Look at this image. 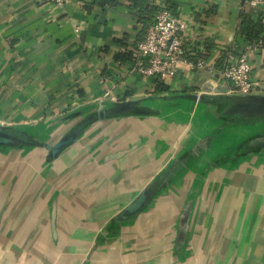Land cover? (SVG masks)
I'll return each mask as SVG.
<instances>
[{
	"label": "crops",
	"instance_id": "1",
	"mask_svg": "<svg viewBox=\"0 0 264 264\" xmlns=\"http://www.w3.org/2000/svg\"><path fill=\"white\" fill-rule=\"evenodd\" d=\"M162 5L187 22L190 60L205 64L147 80L132 49ZM244 20L264 25V7L0 0V127L52 144L81 132L56 159L0 147V264H264V146H250L264 125L216 118L203 101L233 94L220 75L233 58L247 55L264 79V32L248 39ZM157 81L167 93L154 95ZM151 96L169 99L84 125ZM146 189V209L122 218Z\"/></svg>",
	"mask_w": 264,
	"mask_h": 264
},
{
	"label": "built area",
	"instance_id": "2",
	"mask_svg": "<svg viewBox=\"0 0 264 264\" xmlns=\"http://www.w3.org/2000/svg\"><path fill=\"white\" fill-rule=\"evenodd\" d=\"M54 5L63 6L66 0H48ZM156 2L158 0H149ZM253 7H264V0H248ZM189 26L180 16L167 6H159V12L149 25L146 36L133 47L137 71L147 80L172 79L178 75L184 64L190 67L204 66L203 60L195 63L190 60L187 48ZM262 48V44L260 47ZM233 58V57H232ZM254 66L247 55L229 63L220 72L221 78L228 81L233 94L264 93V79H257Z\"/></svg>",
	"mask_w": 264,
	"mask_h": 264
},
{
	"label": "water",
	"instance_id": "3",
	"mask_svg": "<svg viewBox=\"0 0 264 264\" xmlns=\"http://www.w3.org/2000/svg\"><path fill=\"white\" fill-rule=\"evenodd\" d=\"M227 89L223 91V95L213 96V99L204 97V102L208 103L213 108V115L216 118H226L233 121L244 120H263L257 118H264V93L258 94H232L227 95ZM179 97V96H178ZM186 98L187 96H180ZM209 97V96H208ZM160 99H169L168 97L151 96L145 100L127 101L116 104L115 106L104 109L101 108L96 114L91 115L85 120L84 125L91 124L96 120L104 121L109 116H120L125 114L131 115H148L149 105L154 104ZM81 127V126H80ZM15 128L6 129L0 127V147L14 148V147H36L42 146L51 150V157L56 159L67 147L76 143L79 140L81 132L78 130L66 134L62 139L52 144L35 134L28 132L27 134L19 135L15 132ZM257 145L264 146V135L260 139H255L251 142V147ZM152 198L150 189L143 191L128 207L122 212V218H129L140 214L149 205Z\"/></svg>",
	"mask_w": 264,
	"mask_h": 264
},
{
	"label": "trees",
	"instance_id": "4",
	"mask_svg": "<svg viewBox=\"0 0 264 264\" xmlns=\"http://www.w3.org/2000/svg\"><path fill=\"white\" fill-rule=\"evenodd\" d=\"M241 32L248 37L250 40H254L260 36L261 33L264 32V25L263 24H253L248 20H244L241 27ZM168 92V88L162 83L157 81V88L154 95L164 94ZM257 119H264V118H257ZM19 135L27 134L28 131H23L21 129L14 130Z\"/></svg>",
	"mask_w": 264,
	"mask_h": 264
},
{
	"label": "rangeland",
	"instance_id": "5",
	"mask_svg": "<svg viewBox=\"0 0 264 264\" xmlns=\"http://www.w3.org/2000/svg\"><path fill=\"white\" fill-rule=\"evenodd\" d=\"M239 125H243L244 127H247L249 125L253 126V125H264V121L263 120H254V122H252V120H244L239 122Z\"/></svg>",
	"mask_w": 264,
	"mask_h": 264
}]
</instances>
